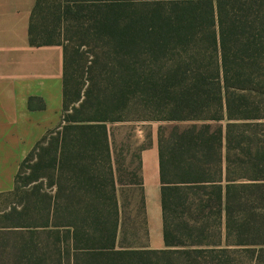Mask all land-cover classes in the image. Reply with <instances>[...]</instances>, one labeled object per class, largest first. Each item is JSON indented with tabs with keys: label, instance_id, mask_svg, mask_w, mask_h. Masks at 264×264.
<instances>
[{
	"label": "trees",
	"instance_id": "16d2710c",
	"mask_svg": "<svg viewBox=\"0 0 264 264\" xmlns=\"http://www.w3.org/2000/svg\"><path fill=\"white\" fill-rule=\"evenodd\" d=\"M29 41L63 47V110L0 194V264H264V0H36ZM152 122L162 250L151 136L114 128Z\"/></svg>",
	"mask_w": 264,
	"mask_h": 264
},
{
	"label": "crops",
	"instance_id": "0c3cea01",
	"mask_svg": "<svg viewBox=\"0 0 264 264\" xmlns=\"http://www.w3.org/2000/svg\"><path fill=\"white\" fill-rule=\"evenodd\" d=\"M36 0H0V194L13 191L21 163L44 135L59 126L63 110L64 51L32 46ZM30 99L33 108L30 107ZM149 240L165 249L158 140L142 153Z\"/></svg>",
	"mask_w": 264,
	"mask_h": 264
},
{
	"label": "rangeland",
	"instance_id": "374dc122",
	"mask_svg": "<svg viewBox=\"0 0 264 264\" xmlns=\"http://www.w3.org/2000/svg\"><path fill=\"white\" fill-rule=\"evenodd\" d=\"M56 40H60V41H64L63 37L61 36V33L59 31V27H58V31L56 33ZM163 125L165 127H171L172 125H169L167 123H158V122H152L150 124H148L146 127L140 126V125H127V127H114L117 128V132L115 135V140L117 142V144H122L124 142L125 139V135L127 133V131L129 129L133 130L132 131V143H136L138 145H141L144 143L145 141V137H146V133H148L151 138L150 141L152 143V145L148 148L149 153L151 154V150L154 147L155 143L157 142V134H158V128ZM127 128L128 130L124 129ZM110 129H112V127H110ZM12 200L8 199L5 196H1L0 197V214H2L3 210L9 208V206L12 204ZM1 216V215H0ZM1 221V220H0ZM7 240L8 237L4 238V240Z\"/></svg>",
	"mask_w": 264,
	"mask_h": 264
}]
</instances>
